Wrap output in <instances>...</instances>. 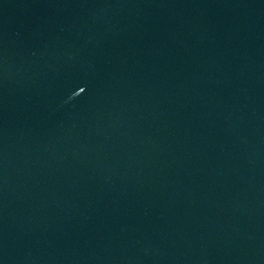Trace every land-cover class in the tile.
Masks as SVG:
<instances>
[{
    "label": "water",
    "instance_id": "95a60500",
    "mask_svg": "<svg viewBox=\"0 0 264 264\" xmlns=\"http://www.w3.org/2000/svg\"><path fill=\"white\" fill-rule=\"evenodd\" d=\"M0 264H264V0H0Z\"/></svg>",
    "mask_w": 264,
    "mask_h": 264
}]
</instances>
